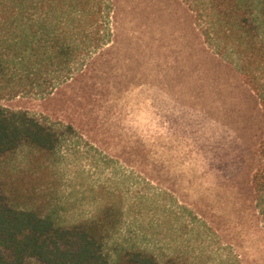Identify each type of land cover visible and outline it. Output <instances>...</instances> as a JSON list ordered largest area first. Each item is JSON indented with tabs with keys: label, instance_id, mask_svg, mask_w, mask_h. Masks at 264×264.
I'll list each match as a JSON object with an SVG mask.
<instances>
[{
	"label": "rangeland",
	"instance_id": "1",
	"mask_svg": "<svg viewBox=\"0 0 264 264\" xmlns=\"http://www.w3.org/2000/svg\"><path fill=\"white\" fill-rule=\"evenodd\" d=\"M109 49L108 74L96 88L93 73L45 100L17 95L20 88L0 76V106L68 130L54 154L24 148L2 160L0 180L12 199L76 221L117 198L109 194L116 189L128 204L162 189L156 198L188 206L195 224L171 221L145 197L144 241L196 250L207 264L229 257L264 264L246 165L264 138V109L239 64L207 41L183 0H118Z\"/></svg>",
	"mask_w": 264,
	"mask_h": 264
},
{
	"label": "trees",
	"instance_id": "2",
	"mask_svg": "<svg viewBox=\"0 0 264 264\" xmlns=\"http://www.w3.org/2000/svg\"><path fill=\"white\" fill-rule=\"evenodd\" d=\"M183 1L197 15L207 41L239 64L264 109V0ZM117 11L118 0H0V76L20 88L17 95L26 92L45 100L83 84L93 73L96 88L108 74ZM67 132L27 109L0 106V163L24 148L54 154ZM246 162L254 193L249 208L264 232V138ZM137 189L132 185L128 193ZM165 192L144 193L128 204L116 189L109 194L117 198L101 201L94 215L67 221L54 207L16 203L0 180V264L29 259L42 264H207L202 255H194L196 250L172 244L164 250L142 239L141 206L149 196L154 198L151 208L163 207L171 221L195 224L196 213L188 206L156 198ZM221 263L244 261L229 257Z\"/></svg>",
	"mask_w": 264,
	"mask_h": 264
}]
</instances>
